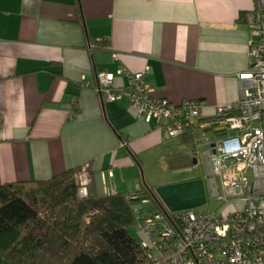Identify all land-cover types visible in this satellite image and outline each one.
Here are the masks:
<instances>
[{"label": "crops", "instance_id": "crops-1", "mask_svg": "<svg viewBox=\"0 0 264 264\" xmlns=\"http://www.w3.org/2000/svg\"><path fill=\"white\" fill-rule=\"evenodd\" d=\"M81 2L83 20L76 0H0V184L49 179L88 163L90 195L134 193L137 166L120 137L146 165L182 153L173 141L183 137H167L125 98L99 96V70L147 69L145 82L157 97L202 102L196 138L199 130L213 132L209 144L231 134L217 136L224 129L211 125L218 106L241 97L254 0ZM125 83L117 76L118 86ZM156 190L168 211H183L175 189ZM0 264L9 263L0 257Z\"/></svg>", "mask_w": 264, "mask_h": 264}, {"label": "built area", "instance_id": "built-area-1", "mask_svg": "<svg viewBox=\"0 0 264 264\" xmlns=\"http://www.w3.org/2000/svg\"><path fill=\"white\" fill-rule=\"evenodd\" d=\"M247 20L253 31L251 65L239 75L241 97L234 106L217 107V127L231 134L212 141L205 151L212 197L219 207L214 211L186 209L169 218L164 212L145 210L142 204L147 199L128 195L139 238L149 251L148 264H264V0H254ZM113 60L119 56L113 54ZM146 74L147 69L99 70L93 89L105 101L127 99L140 117L156 121L167 137H181L186 126L201 117L202 102L159 98L145 82ZM117 76L126 79L123 86L116 84ZM76 179L78 195L89 196L92 172L88 163Z\"/></svg>", "mask_w": 264, "mask_h": 264}, {"label": "trees", "instance_id": "trees-1", "mask_svg": "<svg viewBox=\"0 0 264 264\" xmlns=\"http://www.w3.org/2000/svg\"><path fill=\"white\" fill-rule=\"evenodd\" d=\"M76 3L83 20L82 2ZM217 124L212 123L211 128L216 130ZM193 128V123L186 126L181 142L194 141ZM216 133L220 136L227 131ZM120 138L140 171L142 183L134 194L148 195L157 210L170 218L171 212L157 190L145 180L141 158L128 147L127 138ZM194 159L195 154H167L164 164L175 170L192 166ZM81 167L49 179L0 184L1 258L9 264L149 263V251L131 231L137 225L133 203L128 199L131 193L80 197L76 176Z\"/></svg>", "mask_w": 264, "mask_h": 264}, {"label": "rangeland", "instance_id": "rangeland-1", "mask_svg": "<svg viewBox=\"0 0 264 264\" xmlns=\"http://www.w3.org/2000/svg\"><path fill=\"white\" fill-rule=\"evenodd\" d=\"M209 136H214L212 131L205 132L199 130L198 137H195L194 141L190 144L180 142L178 141L179 139L173 141L179 143V146H182L180 152L195 154L197 163L189 169L173 171L156 161L152 165H146L142 161L145 180L155 189L158 186L175 189L174 191H176V195L174 196V199H176L182 206L181 210L193 209L196 211H214L219 207V203L212 197L210 187L211 177L208 173V165L205 156V151L209 147V142L207 140ZM136 168L137 180L140 187L142 183L140 171L138 167ZM176 179H181L182 181L172 184ZM217 184L219 192H221L219 178H217ZM145 197L150 201L149 204H142L145 210H156L157 208L151 198L148 195ZM237 205L242 207V203H237ZM131 231L135 237L139 238L138 225H133Z\"/></svg>", "mask_w": 264, "mask_h": 264}, {"label": "water", "instance_id": "water-1", "mask_svg": "<svg viewBox=\"0 0 264 264\" xmlns=\"http://www.w3.org/2000/svg\"><path fill=\"white\" fill-rule=\"evenodd\" d=\"M211 146H213V147H214V146H215V143H212V145H211ZM215 151H216V150H215V148H214V149H213V152L215 153Z\"/></svg>", "mask_w": 264, "mask_h": 264}]
</instances>
